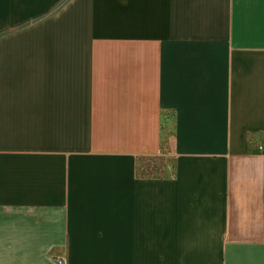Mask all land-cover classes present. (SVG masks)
Masks as SVG:
<instances>
[{"label": "crops", "instance_id": "obj_1", "mask_svg": "<svg viewBox=\"0 0 264 264\" xmlns=\"http://www.w3.org/2000/svg\"><path fill=\"white\" fill-rule=\"evenodd\" d=\"M0 29V264H264V0H0ZM165 110L171 173L137 175Z\"/></svg>", "mask_w": 264, "mask_h": 264}, {"label": "rangeland", "instance_id": "obj_2", "mask_svg": "<svg viewBox=\"0 0 264 264\" xmlns=\"http://www.w3.org/2000/svg\"><path fill=\"white\" fill-rule=\"evenodd\" d=\"M60 2V0H59ZM49 11L52 7L48 8ZM41 12L34 15L33 19L29 21L23 20L21 25H25L27 22L36 21L44 19L50 15V12ZM11 32V29H0V37L5 36ZM160 119V143H159V152L157 155L153 156H141L138 161L135 160V165L137 166L136 174H139V169L147 168L148 176H168L172 170V158L167 151V143L171 135V120L172 113L170 111H163L159 113Z\"/></svg>", "mask_w": 264, "mask_h": 264}, {"label": "trees", "instance_id": "obj_3", "mask_svg": "<svg viewBox=\"0 0 264 264\" xmlns=\"http://www.w3.org/2000/svg\"><path fill=\"white\" fill-rule=\"evenodd\" d=\"M159 143H160V142H159ZM139 158H140V157L136 158L135 160L138 161ZM142 169H143V170H141L142 175H143V174H144V175H148V174H147V173H148V172H147L148 169H147V168H142ZM149 176H150V175H149Z\"/></svg>", "mask_w": 264, "mask_h": 264}]
</instances>
